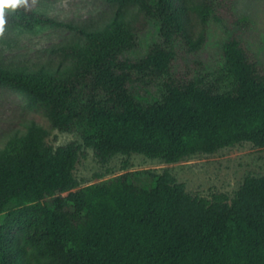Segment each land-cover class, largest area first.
<instances>
[{
	"label": "trees",
	"instance_id": "1",
	"mask_svg": "<svg viewBox=\"0 0 264 264\" xmlns=\"http://www.w3.org/2000/svg\"><path fill=\"white\" fill-rule=\"evenodd\" d=\"M38 1L13 0L0 33L63 27L85 41L60 47L69 64L55 71L0 68V86L58 131L80 126L82 144L54 148L30 123L0 148V264H264V175L246 177L232 199L191 196L168 171L83 188L74 176L85 149L101 164L134 154L175 164L244 142L264 148V65L234 0H111L137 9L102 31L40 15ZM188 13L200 19L197 35L183 25ZM212 22L232 34L208 69L192 57ZM149 29L157 39L136 58Z\"/></svg>",
	"mask_w": 264,
	"mask_h": 264
},
{
	"label": "rangeland",
	"instance_id": "2",
	"mask_svg": "<svg viewBox=\"0 0 264 264\" xmlns=\"http://www.w3.org/2000/svg\"><path fill=\"white\" fill-rule=\"evenodd\" d=\"M12 1L4 0L0 12H11ZM135 3L120 4L111 0H39L35 10L38 14L56 22L70 24L90 31H102L117 14L129 18L136 11ZM235 14L252 23L246 35L248 48L260 64L264 65V0H234ZM183 25L189 33L197 35L202 27L200 19L188 13ZM232 32L221 24L212 22L208 27L207 43L198 56L208 69H212L218 50ZM83 32L63 27H36L10 29L0 33V68H48L55 71L69 64L57 51L60 47L83 43ZM157 39L156 32L149 29L142 37V50L136 58L142 57L149 45ZM135 57V55H134ZM36 123L49 131L46 142L52 147L70 142L82 144V128L70 132L52 128L42 113L29 111L26 98L11 87L0 86V148L18 132H25L26 126ZM87 156L80 158L74 170L79 188L98 184L127 172H148L161 174L168 171L179 183L185 185L191 196L209 198L212 194H225L232 199L248 176L264 175V148L244 142L223 148L213 154H195L175 164H166L160 159L150 160L142 155L130 157L116 155L107 164H101L91 149H85ZM124 162L128 167L124 168ZM144 180V178H143ZM8 213L0 214V226Z\"/></svg>",
	"mask_w": 264,
	"mask_h": 264
},
{
	"label": "clouds",
	"instance_id": "3",
	"mask_svg": "<svg viewBox=\"0 0 264 264\" xmlns=\"http://www.w3.org/2000/svg\"><path fill=\"white\" fill-rule=\"evenodd\" d=\"M0 5H4V0H0Z\"/></svg>",
	"mask_w": 264,
	"mask_h": 264
}]
</instances>
